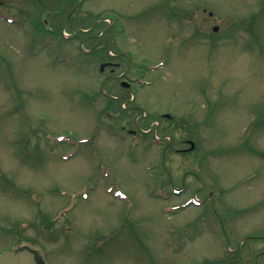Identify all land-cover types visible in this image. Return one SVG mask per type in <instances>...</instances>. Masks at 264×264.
I'll use <instances>...</instances> for the list:
<instances>
[{"label": "rangeland", "instance_id": "374dc122", "mask_svg": "<svg viewBox=\"0 0 264 264\" xmlns=\"http://www.w3.org/2000/svg\"><path fill=\"white\" fill-rule=\"evenodd\" d=\"M120 12L114 42L0 19V253L264 264V0H85L78 25Z\"/></svg>", "mask_w": 264, "mask_h": 264}, {"label": "flooded vegetation", "instance_id": "af4514ba", "mask_svg": "<svg viewBox=\"0 0 264 264\" xmlns=\"http://www.w3.org/2000/svg\"><path fill=\"white\" fill-rule=\"evenodd\" d=\"M84 2L85 0L82 2L80 0H0V12L4 10L11 17V25L18 24L19 18L26 21V16L29 17L36 12L40 16L39 21L43 24V28L63 27L61 36L65 39L82 35L85 40L117 41L123 32L125 20V18L123 20V12L117 13L115 19L110 15L93 16L92 21L90 18L87 19L89 22L83 25L86 26L85 28L79 27L78 18H81L80 9L83 8ZM83 13V17H86L90 11L85 10ZM121 16L122 20L119 21ZM37 263L43 264L40 260H37Z\"/></svg>", "mask_w": 264, "mask_h": 264}, {"label": "water", "instance_id": "95a60500", "mask_svg": "<svg viewBox=\"0 0 264 264\" xmlns=\"http://www.w3.org/2000/svg\"><path fill=\"white\" fill-rule=\"evenodd\" d=\"M218 28H215L217 31ZM105 66H102V70ZM1 264H36L35 254L28 249L10 251L0 258Z\"/></svg>", "mask_w": 264, "mask_h": 264}, {"label": "trees", "instance_id": "16d2710c", "mask_svg": "<svg viewBox=\"0 0 264 264\" xmlns=\"http://www.w3.org/2000/svg\"><path fill=\"white\" fill-rule=\"evenodd\" d=\"M252 33H255V32L252 30Z\"/></svg>", "mask_w": 264, "mask_h": 264}]
</instances>
